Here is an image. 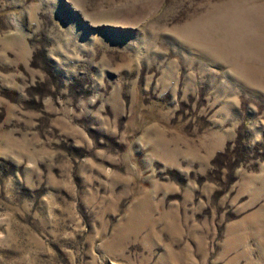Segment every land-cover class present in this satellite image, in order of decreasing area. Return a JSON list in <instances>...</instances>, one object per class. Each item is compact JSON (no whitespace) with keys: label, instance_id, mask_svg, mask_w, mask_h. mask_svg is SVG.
Returning a JSON list of instances; mask_svg holds the SVG:
<instances>
[{"label":"rangeland","instance_id":"rangeland-1","mask_svg":"<svg viewBox=\"0 0 264 264\" xmlns=\"http://www.w3.org/2000/svg\"><path fill=\"white\" fill-rule=\"evenodd\" d=\"M0 264H264V0H0Z\"/></svg>","mask_w":264,"mask_h":264}]
</instances>
